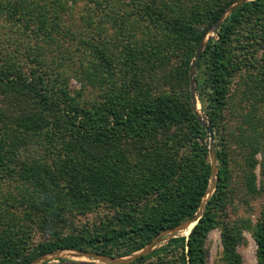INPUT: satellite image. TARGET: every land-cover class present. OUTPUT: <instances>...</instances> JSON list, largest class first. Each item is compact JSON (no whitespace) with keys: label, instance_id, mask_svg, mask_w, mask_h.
Here are the masks:
<instances>
[{"label":"trees","instance_id":"16d2710c","mask_svg":"<svg viewBox=\"0 0 264 264\" xmlns=\"http://www.w3.org/2000/svg\"><path fill=\"white\" fill-rule=\"evenodd\" d=\"M234 1L0 0V264H30L58 249L127 256L198 211L212 166L190 68L202 36ZM196 82L215 131L214 193L188 235L127 264H207L215 229L218 264H242L244 231L264 264V203L255 221L232 216L248 200L235 174L248 195L264 192V0L225 19ZM228 110L240 117L232 130ZM91 213L99 216L78 223Z\"/></svg>","mask_w":264,"mask_h":264},{"label":"rangeland","instance_id":"374dc122","mask_svg":"<svg viewBox=\"0 0 264 264\" xmlns=\"http://www.w3.org/2000/svg\"><path fill=\"white\" fill-rule=\"evenodd\" d=\"M84 2L79 3L75 8L77 15H75V23L78 24V19L79 17L83 14V10L84 8ZM73 20V19H72ZM216 36V34H214V37ZM240 81L239 77L235 78V84H234V92L235 94H237L235 96V102H233V107L236 108V106L239 104V100L241 102V92L243 90V87L240 86V90L239 89V85L238 82ZM70 84L71 87L74 89H80L81 84L79 83V81L76 78H72L70 80ZM93 93L96 92L95 89L92 90ZM242 103V102H241ZM250 104V100H245L243 101V104L241 106L244 105L247 106V108L249 107ZM199 108L201 109V103L199 101ZM240 117H232L230 111H227V119H226V126L229 130L234 129L236 122H238ZM215 148H216V140H215ZM232 153V160H235V162L239 161V152L236 146V143H234V141H231V151ZM258 159H261V155L258 154L257 156ZM237 169V166H236ZM255 171L257 173V181H258V186H261V179H262V175H261V165L258 164L255 168ZM240 175L239 174H235L236 177V187L238 189L239 195H241L242 197H246V199L248 198V200L243 201L239 204H237L235 206V212H232V216L233 217H249L251 218L253 221H255L260 213V210L262 208V205L264 203V192L260 193V194H256V195H248L246 192V188L243 186V182L240 181L238 179ZM242 188V189H240ZM248 202V203H246ZM99 216V214L96 213H91L88 214L86 217L85 215H81V218L79 220V224H84L86 221H92L93 219H95V217ZM189 231L188 230H181L179 231L175 237H179V236H183V235H188ZM244 238L245 240L243 242H241L238 245V251L242 256V264H257V258H256V242L251 234V232L249 231H244ZM166 236L162 241H161V245L166 244L169 240H167ZM174 238V237H172ZM171 238V239H172ZM159 247H161L159 245ZM158 247V248H159ZM206 250H207V264H218L219 258L222 254V240H221V234L220 231L218 229L212 230L206 240ZM73 261H79L80 264H94V263H102L99 260H93V259H89L86 257H82V256H74V254L72 252H64L62 253L60 256L55 257V258H51L49 261L47 262H43L42 264L45 263H50V264H75ZM103 264V263H102Z\"/></svg>","mask_w":264,"mask_h":264},{"label":"water","instance_id":"95a60500","mask_svg":"<svg viewBox=\"0 0 264 264\" xmlns=\"http://www.w3.org/2000/svg\"><path fill=\"white\" fill-rule=\"evenodd\" d=\"M250 1V0H235L220 16V18L204 33L202 39L197 47L195 57L192 61L191 68H190V76H191V95H192V103L194 105V110L198 115L200 121L203 125L206 126L208 131V138H209V151H210V158H211V166H212V176L210 180V185L208 190L203 197L200 207L198 211L189 219L185 220L181 224L177 225L174 228L168 229L163 231L159 234L151 243H149L145 248L136 251L127 256L115 257L104 255L100 253H96L93 251L81 250V249H58L53 252H48L38 256L34 259L30 264H42L43 262L49 261L51 258H55L60 256L64 252H72L74 256H82L93 260H99L103 264H127L131 261H134L136 258L151 253L153 250L157 249L161 245V241L166 237L167 240H170L172 237H175L176 234L181 230H188L189 233L194 225L199 221L202 217L205 206L210 198V196L214 193L217 181V174H218V161L216 157V148H215V131L208 120L207 116L200 110L199 108V99L197 94V82H196V73H197V66L199 60L202 56V53L206 47L208 40L214 37V34L217 35V32L221 26V24L225 21V19L240 5L243 3Z\"/></svg>","mask_w":264,"mask_h":264}]
</instances>
